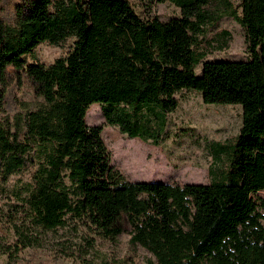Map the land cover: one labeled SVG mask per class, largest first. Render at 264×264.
I'll return each mask as SVG.
<instances>
[{"label":"trees","instance_id":"1","mask_svg":"<svg viewBox=\"0 0 264 264\" xmlns=\"http://www.w3.org/2000/svg\"><path fill=\"white\" fill-rule=\"evenodd\" d=\"M159 1L180 16L143 19L129 0H18L14 24L0 20V79L11 68L42 99L21 141L0 123V183L37 165L24 212L46 230L70 214L110 238L129 232L158 264H264V0H241L239 16L228 0ZM223 17L243 28L249 58L203 62L196 76L198 39ZM68 39L50 66L33 54ZM182 90L241 107L225 174L207 185L128 182L87 110L100 105L108 125L157 144Z\"/></svg>","mask_w":264,"mask_h":264},{"label":"rangeland","instance_id":"2","mask_svg":"<svg viewBox=\"0 0 264 264\" xmlns=\"http://www.w3.org/2000/svg\"><path fill=\"white\" fill-rule=\"evenodd\" d=\"M53 0H50V2ZM240 15L241 0H228ZM143 19L168 22L180 10L159 0H129ZM18 0H0V20L14 24V5ZM73 39L60 45L39 44L33 54L50 66L64 57ZM245 32L233 17L221 18L198 39L195 50L205 55L195 69L202 72L206 61H241L249 58ZM33 61L27 58V63ZM178 108L166 117L160 142L142 141L122 134L106 123L101 106L93 104L85 116L87 127H100L101 138L110 155L111 167L128 182H156L183 186L207 185L225 174L228 148L233 144L242 122L240 106L206 105L199 93L182 90L175 95ZM42 99L33 85L13 69L0 79V123L18 140L24 132L23 116L35 110ZM21 141V140H20ZM37 169L33 163L0 183V264H158L140 245L130 243V233L110 238L97 231L85 218L70 214L64 225L46 230L26 218L23 199L26 185ZM64 182L68 184L67 179ZM256 196L264 198V191Z\"/></svg>","mask_w":264,"mask_h":264},{"label":"water","instance_id":"3","mask_svg":"<svg viewBox=\"0 0 264 264\" xmlns=\"http://www.w3.org/2000/svg\"><path fill=\"white\" fill-rule=\"evenodd\" d=\"M152 183H156V182H152Z\"/></svg>","mask_w":264,"mask_h":264}]
</instances>
